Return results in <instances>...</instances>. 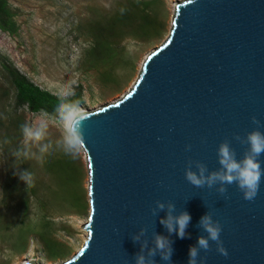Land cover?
<instances>
[{
    "label": "water",
    "instance_id": "obj_1",
    "mask_svg": "<svg viewBox=\"0 0 264 264\" xmlns=\"http://www.w3.org/2000/svg\"><path fill=\"white\" fill-rule=\"evenodd\" d=\"M87 114L81 149L88 176L86 237L61 264H133L140 245L131 236L141 227L150 246L153 231L169 237L172 264H187L189 246L206 235L197 225L208 210L223 226L228 257L213 244L200 253L205 264H264V177L252 202L235 184L225 199L184 178L189 159L218 168L217 146L225 138L239 159L245 146L234 134L256 127L253 115L264 125V0L176 4L167 38L145 57L128 92ZM261 161L264 168V155ZM157 200L191 215L184 239L160 223L166 212L152 215ZM154 259L166 264L159 255Z\"/></svg>",
    "mask_w": 264,
    "mask_h": 264
},
{
    "label": "rangeland",
    "instance_id": "obj_2",
    "mask_svg": "<svg viewBox=\"0 0 264 264\" xmlns=\"http://www.w3.org/2000/svg\"><path fill=\"white\" fill-rule=\"evenodd\" d=\"M137 1L146 2L154 25H144L147 31L144 28L145 33L137 39L124 33L110 56L101 57L88 54L97 30L108 22L118 26L120 20L112 19L122 12L142 15L132 9V0H6L17 30L13 35L0 31V264H22L25 260L61 264L81 248L89 212L88 176L82 150L76 158L68 157L73 160V169L72 183H68L67 189L78 195L79 203L71 204L68 200L60 204L53 199L52 179L42 168L40 158L43 154L67 156L57 143L61 139L60 121L43 112L14 110L15 90L5 67H11L56 98L79 95L82 101L79 106L87 113L115 103L131 88L145 57L167 38L174 7L185 0ZM136 21L140 23L139 19ZM42 120L48 124L44 138L35 142L25 140L18 122L37 127ZM5 148L10 153L5 154ZM17 150L28 153L26 163L32 170L31 184L41 201L31 203L25 221L27 227L21 225L25 219L20 194L26 183L19 176L23 172L18 168L22 156L13 155ZM11 170L16 177L13 188L18 191L6 198L3 191ZM41 221L51 223L47 238L63 246L60 258L51 261L45 258L39 238ZM23 234L25 249L17 253L13 248Z\"/></svg>",
    "mask_w": 264,
    "mask_h": 264
},
{
    "label": "clouds",
    "instance_id": "obj_3",
    "mask_svg": "<svg viewBox=\"0 0 264 264\" xmlns=\"http://www.w3.org/2000/svg\"><path fill=\"white\" fill-rule=\"evenodd\" d=\"M56 114L62 126L61 139L57 142L64 152L72 158H76L80 150L85 146V123L89 116L78 102L62 101L56 107ZM251 122L256 125L252 130L246 131L243 136L234 134L233 139L245 146L243 154L237 158L236 149L231 140L225 138L217 146V162L219 167L209 170L208 166L199 160L189 159L184 168V178L193 187L198 189H215L220 196L228 199V186L235 184L242 193L243 199L252 202L260 191L264 168H262L261 156L264 155V132L260 130V120L256 116L251 117ZM48 124L42 120L37 127L25 123L21 125V132L25 140L40 141L44 138ZM45 147H41L43 152ZM186 151H191V145H185ZM16 158L26 157V151L17 150L13 154ZM20 179L27 185L33 182L30 170L19 173ZM152 215L157 217L159 212H166V217L160 219V223L169 234L175 233L180 239L187 236L186 229L191 222V215L184 210L177 211L172 201H155V207L150 209ZM214 213L208 210L199 220L197 227L203 233L197 238L195 245L189 246L187 264H205L206 256L200 255L201 251L207 253L215 244L216 251L228 257V251L221 240L223 226L213 218ZM143 238V239H142ZM134 243H139L140 250L133 257V264H156L157 255L166 264H172L173 241L169 237L158 234L151 235V246L147 238V228L141 227L138 233L131 236Z\"/></svg>",
    "mask_w": 264,
    "mask_h": 264
},
{
    "label": "trees",
    "instance_id": "obj_4",
    "mask_svg": "<svg viewBox=\"0 0 264 264\" xmlns=\"http://www.w3.org/2000/svg\"><path fill=\"white\" fill-rule=\"evenodd\" d=\"M132 9L136 13H142V15H131L130 12H122L121 14H117L112 20H120L119 25H115L114 23H105L99 27L97 30V34L95 38H93V44L90 48L88 54L101 57H108L112 53L117 41L121 39V36L124 33H129L133 38H139L141 33H145L146 26L152 27L154 25V20L150 18V15L147 10V4L143 1L132 0ZM146 13V14H145ZM135 16H140V18H135ZM14 14L11 12L10 8L7 5L6 0H0V31L8 33V34H15L17 27L13 21ZM136 19L140 20V23L136 21ZM137 22L138 24H134ZM145 28V31L143 30ZM124 31V32H123ZM5 71L9 77V80L15 90V102H14V110H19L22 108L28 109L31 113L37 114L39 112H43L49 116L57 118L56 114V107L62 101L68 102H78L81 104V98L79 95L76 98H56L47 92L40 90L38 87L31 84L24 76L20 75L14 69L6 68ZM18 126L21 129V123L18 122ZM4 153H10L9 148H5ZM70 157L68 154L65 156L63 154L61 157L59 156H47L46 154L41 155L42 160V168L45 170V173L49 175V178L52 179L51 185L54 187L53 190V199L60 204L67 203L70 200L71 204H78L80 198L78 195L75 194L74 191L67 189L68 183H72L70 180L71 171L73 169L72 166V159H68ZM71 158V157H70ZM74 159V158H73ZM18 168L22 171L32 170L27 166L26 157L22 156L19 159ZM39 167V166H38ZM14 170H11L8 173V183L4 186V191L6 194V198H8L12 193L17 192V188H13V182L15 180V173ZM48 172V173H47ZM34 173V172H33ZM20 183V181H18ZM25 188L22 191L21 196V207L23 210V220L22 226L27 227L25 221H27L26 216L30 210L31 203L34 202H41L38 200V193L37 189L32 185L25 184ZM85 207V206H84ZM40 233L39 238L42 240L43 244V254L45 258L49 261L55 260L60 258V252L63 249V246L55 243L47 238V232L51 230V223L50 222H40ZM25 234L19 237L16 240V246L13 249H17V253L22 252L25 249Z\"/></svg>",
    "mask_w": 264,
    "mask_h": 264
}]
</instances>
